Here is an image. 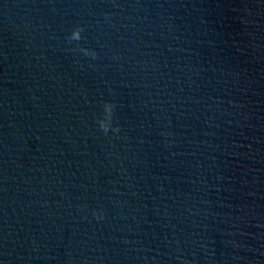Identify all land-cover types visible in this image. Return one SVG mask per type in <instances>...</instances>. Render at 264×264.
<instances>
[{
	"label": "water",
	"instance_id": "1",
	"mask_svg": "<svg viewBox=\"0 0 264 264\" xmlns=\"http://www.w3.org/2000/svg\"><path fill=\"white\" fill-rule=\"evenodd\" d=\"M0 264H264V0H0Z\"/></svg>",
	"mask_w": 264,
	"mask_h": 264
}]
</instances>
